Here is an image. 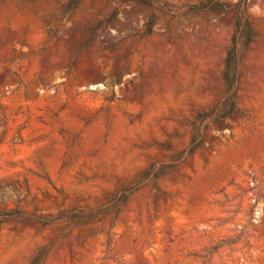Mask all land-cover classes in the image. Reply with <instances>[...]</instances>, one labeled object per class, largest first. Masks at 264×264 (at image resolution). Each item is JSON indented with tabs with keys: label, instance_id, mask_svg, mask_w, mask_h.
<instances>
[{
	"label": "rangeland",
	"instance_id": "obj_1",
	"mask_svg": "<svg viewBox=\"0 0 264 264\" xmlns=\"http://www.w3.org/2000/svg\"><path fill=\"white\" fill-rule=\"evenodd\" d=\"M161 1L0 0V264H264V0L225 120L234 12Z\"/></svg>",
	"mask_w": 264,
	"mask_h": 264
},
{
	"label": "trees",
	"instance_id": "obj_2",
	"mask_svg": "<svg viewBox=\"0 0 264 264\" xmlns=\"http://www.w3.org/2000/svg\"><path fill=\"white\" fill-rule=\"evenodd\" d=\"M117 1L125 5H138L154 10L148 20L147 33L151 32L155 25V13L161 11L167 12L169 10L168 5L161 0ZM252 1L253 0H237L234 4L227 5L221 1L206 0L187 8V12L189 13L206 12L219 15L226 11L234 12L232 25L233 32L230 40V47L226 51L223 61L222 80L225 87L226 99L225 104L222 106L223 108L218 111L219 113H217L218 118L224 120L235 111L237 85L240 78L239 68L255 38V34L249 25L246 15V9L249 7Z\"/></svg>",
	"mask_w": 264,
	"mask_h": 264
}]
</instances>
